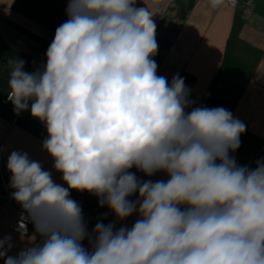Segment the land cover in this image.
Returning a JSON list of instances; mask_svg holds the SVG:
<instances>
[{"label":"clouds","instance_id":"obj_1","mask_svg":"<svg viewBox=\"0 0 264 264\" xmlns=\"http://www.w3.org/2000/svg\"><path fill=\"white\" fill-rule=\"evenodd\" d=\"M136 2L68 0L43 67L8 60L9 100L44 125L63 184L27 152L10 153L20 231L28 221L41 239L16 256L0 239L4 264H264V160L239 165L246 125L224 107L194 106L179 73L170 83L157 74L154 15ZM73 190L117 221L138 218L89 233Z\"/></svg>","mask_w":264,"mask_h":264},{"label":"crops","instance_id":"obj_2","mask_svg":"<svg viewBox=\"0 0 264 264\" xmlns=\"http://www.w3.org/2000/svg\"><path fill=\"white\" fill-rule=\"evenodd\" d=\"M245 1L238 0L232 8L225 0L217 7L211 6V0H137L136 7H147L154 15L158 53L153 59L158 65L157 74L165 76L169 83L174 74L182 71L194 75L192 93L197 98L205 94L219 74L222 87L239 96L234 115L264 141V0H253L249 13L243 6ZM67 3L68 0H0V191L4 194L14 191L10 187L11 173L5 168L12 151L27 152L30 159L52 173L56 183L63 184L61 174L53 168V159L42 147L47 137L44 125L30 111L17 114L12 102L3 104L2 99L10 91L8 60L25 61L24 71L29 73L42 68L46 60L37 51L48 48L56 28L68 18ZM232 155L238 163V153ZM130 171L141 180L168 179L164 172L149 177L135 168ZM71 198L81 206L89 233L97 222L131 227L138 218L134 214L123 222L117 221L107 206L101 207L98 198L86 191L73 190ZM129 199L135 201L136 196ZM15 213V203L0 198V239L11 238L10 256L41 239L33 225L25 236L12 231ZM33 236L35 241L31 240ZM0 264H4L3 259Z\"/></svg>","mask_w":264,"mask_h":264},{"label":"trees","instance_id":"obj_3","mask_svg":"<svg viewBox=\"0 0 264 264\" xmlns=\"http://www.w3.org/2000/svg\"><path fill=\"white\" fill-rule=\"evenodd\" d=\"M180 76L184 78L186 87L191 90L190 99L195 102L194 106L209 108L224 107L230 110L233 116L237 118L234 115V109L239 100V96L222 87L219 74L213 78L205 94L201 98H197L192 93V87L196 82V77L186 71H182ZM240 140L241 146L236 151L239 155V165L254 167L256 161L264 160V141L261 137L252 133L246 126V131L241 135Z\"/></svg>","mask_w":264,"mask_h":264},{"label":"built area","instance_id":"obj_4","mask_svg":"<svg viewBox=\"0 0 264 264\" xmlns=\"http://www.w3.org/2000/svg\"><path fill=\"white\" fill-rule=\"evenodd\" d=\"M225 2H226V4L229 7H232V8L236 7V5L238 4V0H225ZM243 6H244V9H245V12L246 13H249L253 9V6H254L253 0H246L244 2V5ZM46 51H47L46 48H41L37 52H38V55L40 57L45 58ZM45 60H46V58H45ZM45 63H46V61H45ZM9 101H10L9 100V95H7L5 98L2 99V103L3 104L9 103ZM5 168L8 170L7 164H6ZM1 172H2V170H1ZM0 198L1 199H4V200H10V201L14 202L15 205H16V213H15L14 219H13V221L11 223V226H10V228L12 229V231H14L15 233H17L19 235H22V236L27 235V233L29 231V227L32 225V223H30L28 221H24V223L26 224L27 227H26V233L22 234L21 231H20V222H21V217L23 215H26V214L23 212V210L21 208V205L19 203H17L12 198V195L9 192H7V193L4 194V193H2L0 191ZM83 245L88 248L89 247L88 240L83 241Z\"/></svg>","mask_w":264,"mask_h":264}]
</instances>
